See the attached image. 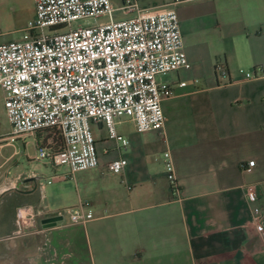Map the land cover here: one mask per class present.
I'll list each match as a JSON object with an SVG mask.
<instances>
[{"label":"crops","instance_id":"1","mask_svg":"<svg viewBox=\"0 0 264 264\" xmlns=\"http://www.w3.org/2000/svg\"><path fill=\"white\" fill-rule=\"evenodd\" d=\"M10 3L0 0L6 25L23 6ZM169 3L140 0L148 8ZM174 7L190 66L158 75L173 88L161 100L162 128L138 132L132 122L124 148L93 123L98 165L70 175L49 160L52 166L2 169L0 264H264V0H180ZM242 68L258 75L245 77ZM120 155L126 165L109 170ZM248 188L258 194L261 229L251 220ZM83 201L94 217L71 222L65 208ZM51 215L61 218L45 226Z\"/></svg>","mask_w":264,"mask_h":264},{"label":"built area","instance_id":"2","mask_svg":"<svg viewBox=\"0 0 264 264\" xmlns=\"http://www.w3.org/2000/svg\"><path fill=\"white\" fill-rule=\"evenodd\" d=\"M178 1L148 8L140 0H122L119 6L111 0H34V14L19 37L0 41V88L10 124L5 139L12 142L25 133L49 130L59 143L39 145L35 157L66 165L61 173L65 176L98 165L93 123H103L124 148L128 139L117 132V118H129L138 132L162 128L161 100L173 88L158 75L190 66L174 7ZM117 8L131 14L114 18ZM101 16L107 18L72 25L77 19ZM216 69L226 74L224 65L216 64ZM244 75L254 78L258 71L246 70ZM163 158L176 194L178 182L168 150ZM126 163L120 155L108 162V168L120 172ZM247 163L253 165L254 159ZM246 196L254 203L251 220L261 229L258 194L248 188ZM64 211L71 222L94 217L88 201ZM17 214L19 219L24 212Z\"/></svg>","mask_w":264,"mask_h":264},{"label":"rangeland","instance_id":"3","mask_svg":"<svg viewBox=\"0 0 264 264\" xmlns=\"http://www.w3.org/2000/svg\"><path fill=\"white\" fill-rule=\"evenodd\" d=\"M10 1H11L10 3V7H11V5H13V0ZM111 1L114 6H119L122 0H111ZM18 2H19V7L21 5L23 6L19 8V15H16V18H18L17 22L14 25L11 24L6 25L5 21L3 22L0 21V41L19 37V35L22 33L20 28L24 26L27 20L33 16L32 14L34 8L33 0H18ZM130 14L131 13L123 14L119 8L113 11L114 18L127 17ZM106 18H107L106 16H101L99 18H95V17L81 18L72 21V25L75 26L79 24L80 25L93 24L97 21ZM242 70L246 71L245 68H242ZM2 101H3V93L2 90L0 89V161L3 160L5 156L9 155L11 152L13 153V157L5 165H3L2 168H0V171L5 167H10V172H12L22 169H34V168L37 169L38 167H41L43 165L52 166L50 163H48L47 159L38 160L35 158V155L38 152L37 148L39 147L40 144L57 145L59 143V138L53 135L49 130L40 129L33 132L35 135L32 134H26L23 136L20 135L14 141L8 142L5 138H2L8 135L10 130V124L7 115L3 111ZM130 128H132V121L129 118L121 117L116 119L117 132H120L123 135H125L124 130ZM92 129L94 133L95 132L94 125H92ZM36 135L39 138H41L40 139L41 143L36 142V138H37ZM126 138L128 139L127 136ZM116 149L117 151H120L117 147ZM122 151L125 150L122 149ZM65 166L66 165H60V166L53 165L54 169L57 172L63 170Z\"/></svg>","mask_w":264,"mask_h":264},{"label":"water","instance_id":"4","mask_svg":"<svg viewBox=\"0 0 264 264\" xmlns=\"http://www.w3.org/2000/svg\"><path fill=\"white\" fill-rule=\"evenodd\" d=\"M60 218H61L60 215H51V216L44 217L42 221L45 226H48V225L55 224L57 220H59Z\"/></svg>","mask_w":264,"mask_h":264}]
</instances>
